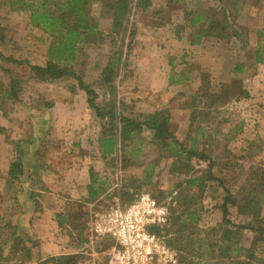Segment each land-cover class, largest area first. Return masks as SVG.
Wrapping results in <instances>:
<instances>
[{
	"label": "rangeland",
	"instance_id": "rangeland-1",
	"mask_svg": "<svg viewBox=\"0 0 264 264\" xmlns=\"http://www.w3.org/2000/svg\"><path fill=\"white\" fill-rule=\"evenodd\" d=\"M12 1L0 0V6H11ZM62 1L52 0L50 3ZM117 1H89V19L92 24H97L98 29L77 45L75 60L66 68L95 91L96 104L104 112L112 109L137 120L157 111L168 117L169 131L177 143L175 155L170 156L169 149L160 148L153 141L151 132L146 130L134 136L132 144L128 145L130 158L135 156L134 166H143L148 159L159 154L155 164L161 170L151 176L155 184L144 185L137 197L148 193L168 208L169 222L162 236L175 252L176 264H264V235L255 233L256 229L264 228V137L257 135L250 140L244 136L251 137L252 134L234 127L243 118H250L249 110L253 106L232 102L241 92L240 82L233 80L234 87L226 91L220 84L211 86V79H215L206 73L210 78H198L200 86L196 93L190 92L189 96L178 99L186 109L170 107L178 103H172L167 96L176 94V91H159L168 85L166 71H170L169 67L172 72L188 64L175 60L174 54L169 58V51L175 50L177 39L189 26L186 24L197 15L207 20L206 25L199 28L207 32L204 44L215 48L219 41L226 45V39L232 38L236 32L238 38H235L239 42H233V45L237 51H259L264 58V2L254 5L257 12L248 7L242 9L241 14H231L228 24L234 25V28H226L225 8L231 0H199V10L194 5L196 0H150L146 5L142 0H125L128 11L122 26L124 30H119L112 27ZM55 9L50 7V10ZM258 10L261 11V20ZM19 12L29 20L28 12ZM3 15H0L3 37L0 53L16 61L24 60L30 65L44 67L48 60L45 43L50 44L52 38L29 24L45 36L37 34L39 38L36 34L32 35L33 30H24V25H18L16 20ZM23 21L19 19V23ZM254 38L256 43L251 45ZM38 39L42 41L37 42ZM8 66L10 68L0 67V95L7 87L10 76L19 83L22 100L61 103L67 101L70 90L78 89L71 78L40 82L26 66ZM106 67L114 73L110 84L102 75ZM224 74L226 76V65ZM260 84L263 86V82ZM80 93L86 99L84 92ZM15 107L16 101L0 99L2 118H8L12 123L17 114ZM102 125L110 131L109 121ZM10 130L15 131L13 128ZM27 134L23 138L28 139ZM26 139L22 140L23 144ZM190 139H195L196 144ZM136 148L139 152H135ZM192 149L195 150L193 153ZM195 153L204 160L194 157ZM140 154H143L142 157ZM190 181L195 182L190 185ZM226 191L231 197L227 203ZM248 196L258 202L257 219L251 217L252 213L246 214L241 210ZM137 197L123 203L128 204ZM223 210H227L225 219L228 223L222 217ZM10 218L0 219V264H26L25 253L20 248L30 250L32 245L24 240L23 245L15 237L10 238L11 231L6 228L9 224L14 227V220ZM91 221L92 217H81L79 221H72L73 225L68 221L72 231L68 228L62 230L68 234L58 238L54 255H80L77 264H107L106 252L110 245L101 244L93 237ZM18 243L19 247L14 248ZM35 248L41 259L50 258L47 246L37 243Z\"/></svg>",
	"mask_w": 264,
	"mask_h": 264
},
{
	"label": "crops",
	"instance_id": "crops-1",
	"mask_svg": "<svg viewBox=\"0 0 264 264\" xmlns=\"http://www.w3.org/2000/svg\"><path fill=\"white\" fill-rule=\"evenodd\" d=\"M197 1L199 3V0H196L194 5L196 10H199ZM257 2L263 3L264 0H231L225 8L228 21L226 28H234V25L228 24L231 14H241L242 9L248 7L257 12L254 6ZM258 11L261 20V11ZM3 13V16L7 15L8 18L16 20L18 25H24V30H33L32 35L45 36L29 25L24 13L10 5L0 6V15ZM19 19L24 21L19 23ZM206 23L205 18L197 15L193 17V21L186 24L189 26L182 32L184 39L182 35L177 39L175 50L169 51V58L174 54L175 60L180 59L188 64L172 72L169 67L170 71H166L168 85L159 91H176L172 96L166 95L172 103H178L170 107L176 110L186 109L178 99L198 91L200 76L208 78L206 73L209 74L215 79H211V86L220 84L226 91L231 90L234 87L233 80H237L240 82L241 92L232 102H245L246 105L253 106L252 110H249L250 118H243L240 124L234 127H237L238 131L242 128L253 135L244 138L253 140L257 135L264 137V58L259 51H237L233 45V42H239L236 40V32L232 38L226 39V45L220 44L219 41L215 48L204 44L207 32L199 28ZM256 40L254 38L251 45L256 43ZM48 45L45 43V55ZM8 65L11 64L0 60V67L10 68ZM67 96V101L54 104L40 103L35 99L22 100L19 96L15 107L17 114L12 123L0 114V219L11 217L10 219L14 220L16 236L31 243L30 260H26V264H37L46 260L39 257L35 248L37 243L49 248L47 250L51 254L50 258L65 256L63 253L54 255V250L58 238L68 234L62 230L68 228L72 231L71 224L68 223L71 221L70 217L78 213L83 214L84 219H91L104 205L137 197L144 185H150L151 182L155 184V181H151V176L157 175L161 170L155 164L159 154L148 159L143 166H134L135 156L130 158L131 151L128 148L134 136L140 134H134L130 140L120 142L116 131L109 132L103 128L102 123L106 121L96 118L77 88L70 90ZM11 128L15 130L14 133ZM24 134L28 135V139L23 138ZM23 139H26L25 144ZM110 139L113 140V145L107 142ZM190 140L196 144L195 139ZM149 141L152 142L151 139ZM135 152H139L137 148ZM140 155L142 157L143 154ZM18 156L21 158L23 174L8 182L10 164ZM151 187L155 189V186Z\"/></svg>",
	"mask_w": 264,
	"mask_h": 264
},
{
	"label": "trees",
	"instance_id": "trees-1",
	"mask_svg": "<svg viewBox=\"0 0 264 264\" xmlns=\"http://www.w3.org/2000/svg\"><path fill=\"white\" fill-rule=\"evenodd\" d=\"M50 1L52 2V0H14L11 3V7H16V9L19 11L29 13L30 25L40 28L44 34L52 38V41L48 46V60L45 66L40 67L36 65H30L24 60L16 61L12 57L3 56L1 53L0 60L6 64L26 66L33 77L38 79L40 82H55L69 78L75 80L78 89L84 92L86 95L88 108L94 113L97 119L101 121L107 120L110 122L111 126L109 128V132L116 131L117 138L120 142L130 140L132 135L140 134L142 131L146 130L151 132L152 139L159 143L162 149H169L168 153L170 156L172 154L175 155L176 151L174 152V150L177 143L174 140L172 133L169 131L168 117L162 116V114L157 111L154 114H148L146 116L143 115L140 117V120H137L135 118H129L118 114L112 109H109L108 112H104V110H102L96 104L97 95L95 91L90 86L84 84L83 80L73 71H70L66 68L67 64L72 63L75 60V51L77 45L82 41H86V39L98 29L97 24H92L89 19L88 6L90 0H63L61 3H50ZM149 2L150 0H142V3L145 5ZM115 5V14L112 27L114 29L124 30L122 26L128 11L127 2L125 0H118ZM52 6L54 8L56 7L55 11L50 10V7ZM1 32L2 31H0V42L3 40ZM102 75L103 77H106L108 83L110 84L114 73L109 67H106ZM19 92V83L10 76L9 83L2 91L0 99L4 98L8 101H17L19 98ZM107 142L110 143V145H113L112 139ZM194 151L195 150L192 149L191 152L193 153ZM194 157L204 160V158L201 155H197V153L194 154ZM22 174L23 166L21 158L18 156L16 157V160L10 164L8 182L18 179ZM194 182L195 181H190L188 183L191 185L194 184ZM226 193L227 203L228 201L230 202L231 197L227 191ZM245 198L246 199L243 203L244 205L241 207L242 212L244 211L246 214L252 213L250 214L251 217L257 219L258 215L256 213L258 210L256 208V204L258 202L249 196ZM155 200L160 202L158 199ZM227 214V210L222 211V217L224 221L226 220V223H228V220L225 219V217L227 218ZM77 215L78 214L74 215L75 217H70L71 221L69 222L72 225V221H79L80 218L83 217V214L79 216ZM6 228L8 231H11L10 238L11 236L15 237V240H19V242L25 245L23 239L16 236L17 233L15 227H12L9 224V226H6ZM251 230L254 231L252 228ZM255 233L264 235V228L256 229ZM19 244L20 243H18L14 248H18ZM20 250L25 253L26 260H30V250L24 249V247H21ZM73 256L65 255L55 258H48L45 261H39L37 264H77L76 261H79L81 257L80 255H77L76 257L75 255Z\"/></svg>",
	"mask_w": 264,
	"mask_h": 264
},
{
	"label": "built area",
	"instance_id": "built-area-1",
	"mask_svg": "<svg viewBox=\"0 0 264 264\" xmlns=\"http://www.w3.org/2000/svg\"><path fill=\"white\" fill-rule=\"evenodd\" d=\"M168 222L166 205L143 193L129 204L103 207L90 227L98 242L110 245L107 264H176V254L162 236Z\"/></svg>",
	"mask_w": 264,
	"mask_h": 264
}]
</instances>
